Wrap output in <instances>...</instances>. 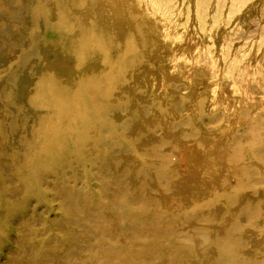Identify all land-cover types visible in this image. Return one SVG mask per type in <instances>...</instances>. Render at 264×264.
<instances>
[{
	"label": "rangeland",
	"instance_id": "obj_1",
	"mask_svg": "<svg viewBox=\"0 0 264 264\" xmlns=\"http://www.w3.org/2000/svg\"><path fill=\"white\" fill-rule=\"evenodd\" d=\"M0 264H264V0H0Z\"/></svg>",
	"mask_w": 264,
	"mask_h": 264
}]
</instances>
